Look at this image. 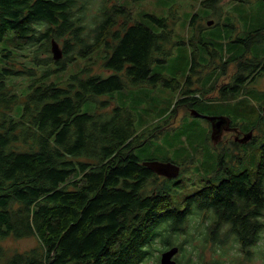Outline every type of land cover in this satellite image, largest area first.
<instances>
[{
	"label": "trees",
	"instance_id": "16d2710c",
	"mask_svg": "<svg viewBox=\"0 0 264 264\" xmlns=\"http://www.w3.org/2000/svg\"><path fill=\"white\" fill-rule=\"evenodd\" d=\"M93 1L0 0V43L12 31L38 44L41 61L58 64L40 76L17 63L0 72V264H142L157 242L163 250L179 246V264H203L208 244L222 249L220 258L228 255L230 236L249 253L264 231V145L255 181L247 171L231 174L188 196L181 210L172 207L167 185L150 190L149 181L160 176L134 153L149 138L136 130L134 112L110 100L94 114L81 108L93 96L128 87L178 86L175 77L151 73L153 62L165 63L172 53V27L167 17L148 14L161 29L155 32L115 0H103L91 14ZM53 39L63 44L57 61ZM101 47L97 60L108 76L93 74L90 64L64 84L44 81ZM250 65L239 63L223 98L245 87ZM10 75L32 77L19 119L12 110L21 95L7 83ZM190 76L173 116L200 101ZM32 236L38 245L24 252L8 253L2 244Z\"/></svg>",
	"mask_w": 264,
	"mask_h": 264
},
{
	"label": "rangeland",
	"instance_id": "374dc122",
	"mask_svg": "<svg viewBox=\"0 0 264 264\" xmlns=\"http://www.w3.org/2000/svg\"><path fill=\"white\" fill-rule=\"evenodd\" d=\"M102 1L94 0L89 13H96ZM111 2H117L130 9L135 21L143 22L155 32H160L161 29L149 20L148 14L169 19L172 27V53L165 63L153 62L151 73L175 77L183 85L190 74L193 80L197 79L200 94L211 92L217 82L222 85L227 81L226 77L219 80L215 72L209 71L207 64L211 66L215 63H225L231 58L243 55L264 59V0H115ZM194 15H197L196 21L191 23ZM209 20H214V24L208 25ZM257 30L263 31L262 35H259L258 39H250V34ZM240 39L245 41L241 42ZM58 43L63 47L62 42ZM37 48L38 44L28 43L9 31L0 43V72L6 65L17 63L18 67L26 65L35 69L40 76L58 66L53 61H41ZM102 50L101 47L88 57H79L69 63L64 70L50 72L45 75L44 81L64 84L71 75L82 72L90 64H93V74L108 76L109 72L102 66L101 61L97 60L103 55ZM8 51L10 55L5 56ZM193 55L198 61L195 66L197 71L191 70ZM39 56L47 58L49 53L41 51ZM30 79L32 77L24 80L17 75H10L7 79V83L21 95L20 101L12 110L16 119L22 115ZM180 95L181 88L178 86L166 87L159 84L155 87H128L93 96L82 105L81 112L96 113L100 101L103 100H110L115 105L133 111L136 130L146 138L149 137L143 145L134 149L140 161H172L181 167L179 175L175 178L164 181L160 176L150 180L149 189L156 190L167 185L172 207L181 210L188 196L211 184H220L231 174L247 171L251 179L256 180L261 148L264 145V73L233 97L202 98L194 105V108L202 114L230 117L233 124L246 134L252 131L253 136L248 143L237 145L231 141L234 140L235 135L225 133L221 142L215 145L211 139V122L206 118L192 115L188 107L180 106L173 116L171 108ZM169 115L171 116L168 117ZM155 131L158 133L150 136ZM229 238L226 257L220 258L219 252H222V249L212 243L204 249L202 263L221 259V264H264V231L260 240L250 248L249 253L234 241L232 236ZM2 244L8 249V253L24 252L37 246L38 239L34 236L22 239L8 238ZM155 247L152 255L142 264L158 263V257L164 247L160 242H157ZM213 248H217L218 251ZM194 258L195 256L192 257Z\"/></svg>",
	"mask_w": 264,
	"mask_h": 264
},
{
	"label": "flooded vegetation",
	"instance_id": "af4514ba",
	"mask_svg": "<svg viewBox=\"0 0 264 264\" xmlns=\"http://www.w3.org/2000/svg\"><path fill=\"white\" fill-rule=\"evenodd\" d=\"M196 17H197V15H196ZM196 17H195V21H196ZM212 24H214V20H209L208 21V25H212ZM259 35H262V34H260L259 30L254 31V32H252L250 34V39H258ZM239 41L244 42L245 40L244 39H240ZM212 60H213L212 63H214V59H212ZM192 63H194V65H195V63H196V65L198 64V61L196 60L194 55L192 56ZM239 63H250L251 64L250 66H247L245 68L246 80H245L244 84H245L246 87H247V85H251L253 83V81L258 78L259 75L264 73V59L254 58V57L249 56V55H243V56H239L237 58H231L225 63H215L214 65H211V66L207 64V66L209 67V71L215 72V75H218V79L219 80L220 79L223 80L226 77L227 81L225 83H223L222 85H219V82H217V84L211 89V92H209L207 94H200L198 92L200 88L197 86V84H198L197 79L193 80L192 76H190L191 80L194 81V85L192 87V90H195V89L198 90V91H195V92H196V95L199 97L200 100L202 98L204 99V98L222 97V92L225 95L226 92L229 91L230 87H228L227 85L231 82V80L234 77V74L238 71ZM194 70H196V67H195ZM188 78L189 77L187 76V79ZM181 85H183V84L179 83L178 87H180L181 90H182ZM180 98H181V96H180ZM180 98H178V100ZM182 107H186L187 108L188 106H182ZM193 108H194V106L188 107L187 109L191 110ZM263 108H264V105H263ZM211 132H212V126H211ZM223 133L224 134L225 133H232L233 135H235L234 138H233L234 140H231V141L237 142L239 144H241V142L235 141V137L238 136L237 137L238 139L239 138H243L244 135L246 134L244 131L240 130L237 126H235L233 124V120H231L230 124L227 123L224 126Z\"/></svg>",
	"mask_w": 264,
	"mask_h": 264
},
{
	"label": "water",
	"instance_id": "95a60500",
	"mask_svg": "<svg viewBox=\"0 0 264 264\" xmlns=\"http://www.w3.org/2000/svg\"><path fill=\"white\" fill-rule=\"evenodd\" d=\"M52 55L54 60H60L63 58V49L60 44L56 40H52ZM190 113L197 117L206 118L211 122L212 132L211 139L215 145H217L223 139V128L228 123L230 124L231 118L224 115H205L201 112L197 111L195 108L190 110ZM264 113V109H263ZM253 136V132L245 134L243 138L235 137V141H239L241 143H247L251 140ZM142 164L148 168L150 171L154 172L158 176L172 179L179 175L181 171V167L172 161H159V160H146L143 161ZM179 246H172L164 251H162L160 255V264H178L176 260V256L179 253Z\"/></svg>",
	"mask_w": 264,
	"mask_h": 264
}]
</instances>
